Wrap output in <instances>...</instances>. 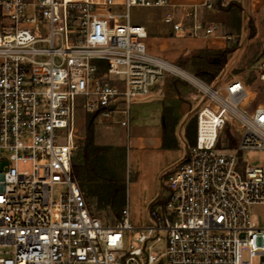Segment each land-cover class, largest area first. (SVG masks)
<instances>
[{"label":"built area","instance_id":"built-area-1","mask_svg":"<svg viewBox=\"0 0 264 264\" xmlns=\"http://www.w3.org/2000/svg\"><path fill=\"white\" fill-rule=\"evenodd\" d=\"M223 1L0 0V264H264V224L249 209L264 205V164L243 159L264 151V104L243 105L241 78L207 83L149 53L145 27L131 22L132 8L154 9L172 34L217 36L200 14ZM255 68L264 82V55ZM166 73L203 97L194 141L147 223L133 224L126 205L104 223L72 172L77 105L101 118L118 111L126 126L131 102Z\"/></svg>","mask_w":264,"mask_h":264},{"label":"crops","instance_id":"crops-1","mask_svg":"<svg viewBox=\"0 0 264 264\" xmlns=\"http://www.w3.org/2000/svg\"><path fill=\"white\" fill-rule=\"evenodd\" d=\"M225 1L222 5H219L218 11H211L210 13L225 14L224 24L230 30V33H219V27H217L218 25L221 27V22H219L217 25L214 24L217 36L194 38L188 35L172 34L170 30L166 32L167 35L149 37L145 25L136 23L146 29L147 37L144 40L146 50L151 54H154L155 50L159 52L166 51L168 52V59L166 60L175 61L182 58L189 51L219 50L230 47V43L223 36L231 35L234 38H240L231 52L232 56L238 55L245 46H247L246 50L251 58L258 51L263 53V56L264 48L259 50L257 44L258 31L253 29L252 32V27H249L246 33L243 28L242 16L246 9H249L251 14L253 10L264 13V0H235L234 6L239 7L238 13L231 11L233 6L226 9L225 4L229 0ZM169 2L177 6L184 5L186 1L169 0ZM254 3H257L256 8L253 7ZM236 16L238 17V24H236ZM161 24L167 27L162 22ZM232 56L228 57L222 69L226 67ZM202 103V95L190 80L185 83L177 81L169 74H164L152 86L148 96L131 102L126 126L119 124V121L123 119V115L118 111L113 113L110 118L96 117V120L106 123L111 131L114 130L120 136L125 151L126 169L129 174L122 207L125 205L128 207L129 219L133 224L142 225L147 223L148 205L165 195H162L165 176L182 159L187 146L193 143L195 125L191 143L187 141L185 129L190 122H195V113ZM115 107L121 109L123 101L118 100Z\"/></svg>","mask_w":264,"mask_h":264},{"label":"rangeland","instance_id":"rangeland-1","mask_svg":"<svg viewBox=\"0 0 264 264\" xmlns=\"http://www.w3.org/2000/svg\"><path fill=\"white\" fill-rule=\"evenodd\" d=\"M184 6L186 9L192 3H196L199 0H185ZM227 1V0H226ZM225 1V2H226ZM230 3H236L235 0H229L225 5L226 7ZM225 7V8H226ZM254 8L257 7V3H254ZM224 8V9H225ZM231 11H236L238 13V8L233 6ZM162 11H154L151 9L146 8H132L131 10V22L132 23H142L147 28V32L149 37L151 36H160V35H167V31H170V28L162 26L160 19L162 16ZM177 16L181 15V10L178 7L176 10ZM243 14V13H242ZM243 28L245 29L246 33L249 30V27H252V30L255 29L258 31L259 36L257 40L259 50L264 48V13L259 12L257 10H253L252 14L249 12V9H246L243 14ZM200 18L204 19L205 25H217V23L221 22V27H219L218 32L227 34L230 33V30L227 29L225 26V14H212L210 12H201ZM189 17L184 18V22L189 24ZM240 38H234V40L229 41L230 47H236ZM247 46L236 56H232V53L229 57L232 58L229 60L228 64L224 69L217 73L215 79L212 83H219L227 78L236 77L241 78L244 80L245 84L248 86L247 90L249 96H247L243 102V105H246L249 109L254 107L256 104L262 103L264 104V82H261L257 78L256 74V61L262 56L263 53H259V51L252 55V58L249 56L248 51L246 50ZM201 50H194L189 51L182 58L170 61L175 66H178L185 70L188 75H192L199 80L204 82L205 79L197 76L195 71L201 69L203 63V53ZM159 57H163L168 59V52H159L157 50L154 51V55ZM167 75V73L165 74ZM171 75V74H169ZM171 77H174L171 75ZM177 81L188 82V78H176ZM88 124L91 125V141L93 145L97 146H104L107 148L104 154L100 156L96 164V171L95 173H103L104 171V181L106 187H110L115 185L119 189L118 198L119 201L122 196L123 187L126 186L128 180V172L126 169V157L125 151L120 141V136L114 130L111 131L109 129V125L104 122H100L96 120V116L89 114L84 111L81 105H77L76 112H75V139H76V149L74 150L73 159L76 162L82 163V156H81V147L87 140L88 135ZM186 135V129H185ZM187 138V135H186ZM221 143L224 147L230 145L227 144L226 139L222 136ZM188 143H191L189 139H187ZM91 155L90 157H92ZM243 159L247 161L248 164L251 165H261L264 164V151L263 150H251L245 154H243ZM92 172L85 170V176L93 175V178H87L84 183L85 188V200L88 205V208L92 212L93 215L97 216L102 222L104 223H113L117 220L119 216V211L116 212L112 209V206L108 204H101L97 206L98 200V190L96 185L97 181L100 180V176L96 177ZM95 176V177H94ZM93 189L95 192L94 196L88 194L87 190ZM166 187L164 185V191L162 193H166ZM164 196V195H163ZM250 216L251 219L256 222L260 227L264 223V205H253L250 208ZM243 258H247L246 252H243ZM258 258L254 257L253 261H257Z\"/></svg>","mask_w":264,"mask_h":264},{"label":"trees","instance_id":"trees-1","mask_svg":"<svg viewBox=\"0 0 264 264\" xmlns=\"http://www.w3.org/2000/svg\"><path fill=\"white\" fill-rule=\"evenodd\" d=\"M234 5H235L234 3H230L229 6L226 7V9L227 8L229 9ZM237 8L239 10V7H237ZM235 19L237 21L236 24H238V17ZM252 32H253V30H252ZM252 35H253V33H252ZM233 49H234V47H225V48L219 49V50H210V49L201 50L200 54L203 53L202 54L203 55V63H202L203 67L201 69L196 70L195 74L201 78H204L207 83L212 82L215 79L217 73L220 72L222 70V68L224 67V65L226 64L227 59H228L229 55L231 54V52L233 51ZM194 125H195V122L192 121V122H190V124L186 128V135L190 141L193 140ZM88 132L89 133L87 135V140L85 141V143L81 147L82 163L76 162L75 159H73V157H72V172H73V175L75 176V178L79 184L81 191L83 192V195L85 194V188H84L85 180L87 178H89V179L93 178V175L85 176V170L92 172V173H95V171H96L95 166L97 164L98 159L107 150V148L104 146H97V145L92 144L91 136L89 135L91 132V125L90 124H88ZM226 136L228 138L229 145L233 146L234 140L231 137V135L228 132H226ZM91 155H93V156L90 157ZM94 175L96 177L100 176V180L97 181L98 183H96V185H93V188H94V186H96L97 190H98V192H97L98 200L96 201L97 206H100L101 204H108V205L112 206V209H114V211L116 212V215H117L118 214L117 211L121 210L123 203H124L125 187L126 186L123 187L122 196H121V199L119 201V198H118L119 189L115 185L110 186L109 188L106 187V184H105V181L103 178L104 171H103V173L102 172L97 173V174L95 173ZM87 192L91 196L95 195V192L93 191V189L92 190L88 189ZM118 218H119V216H118Z\"/></svg>","mask_w":264,"mask_h":264},{"label":"bare ground","instance_id":"bare-ground-1","mask_svg":"<svg viewBox=\"0 0 264 264\" xmlns=\"http://www.w3.org/2000/svg\"><path fill=\"white\" fill-rule=\"evenodd\" d=\"M247 96H249V93H248V95Z\"/></svg>","mask_w":264,"mask_h":264}]
</instances>
